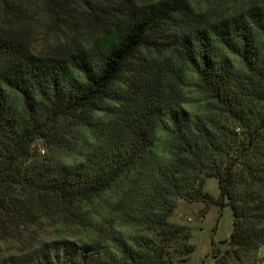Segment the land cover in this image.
<instances>
[{"label":"trees","instance_id":"obj_1","mask_svg":"<svg viewBox=\"0 0 264 264\" xmlns=\"http://www.w3.org/2000/svg\"><path fill=\"white\" fill-rule=\"evenodd\" d=\"M181 199L257 263L264 0H0V264H191Z\"/></svg>","mask_w":264,"mask_h":264},{"label":"rangeland","instance_id":"obj_2","mask_svg":"<svg viewBox=\"0 0 264 264\" xmlns=\"http://www.w3.org/2000/svg\"><path fill=\"white\" fill-rule=\"evenodd\" d=\"M204 188L212 196L217 197L218 179L214 176L208 177ZM171 220L187 224L192 228L191 241L195 245V250L190 257L191 264L214 263L213 248H219L221 251L226 248L221 241L230 237L233 224L230 206L220 210L215 203L206 206L202 201L188 202L182 199L179 200ZM212 239L214 245L211 243Z\"/></svg>","mask_w":264,"mask_h":264},{"label":"crops","instance_id":"obj_3","mask_svg":"<svg viewBox=\"0 0 264 264\" xmlns=\"http://www.w3.org/2000/svg\"><path fill=\"white\" fill-rule=\"evenodd\" d=\"M232 232V228L230 230L229 236L231 235ZM212 264H214L212 262ZM256 264H264V246L260 249L259 253H258V259H257V263Z\"/></svg>","mask_w":264,"mask_h":264},{"label":"built area","instance_id":"obj_4","mask_svg":"<svg viewBox=\"0 0 264 264\" xmlns=\"http://www.w3.org/2000/svg\"><path fill=\"white\" fill-rule=\"evenodd\" d=\"M42 150V149H41ZM43 151V150H42Z\"/></svg>","mask_w":264,"mask_h":264}]
</instances>
